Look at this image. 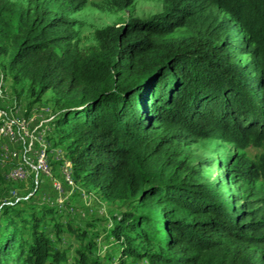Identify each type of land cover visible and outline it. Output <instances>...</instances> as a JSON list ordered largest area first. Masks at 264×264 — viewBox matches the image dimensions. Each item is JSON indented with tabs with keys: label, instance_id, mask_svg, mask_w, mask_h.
Wrapping results in <instances>:
<instances>
[{
	"label": "trees",
	"instance_id": "1",
	"mask_svg": "<svg viewBox=\"0 0 264 264\" xmlns=\"http://www.w3.org/2000/svg\"><path fill=\"white\" fill-rule=\"evenodd\" d=\"M109 1L120 10L134 0ZM75 23L38 0H0L6 72L26 82L30 104L53 93L48 138L63 145L70 180L126 206L105 234L118 251L93 255L90 236L73 263L264 264V209L235 204L184 155L215 136L264 147V0H164L161 12L96 29L84 49ZM0 211V264L66 260L51 237L70 227L57 206Z\"/></svg>",
	"mask_w": 264,
	"mask_h": 264
},
{
	"label": "rangeland",
	"instance_id": "2",
	"mask_svg": "<svg viewBox=\"0 0 264 264\" xmlns=\"http://www.w3.org/2000/svg\"><path fill=\"white\" fill-rule=\"evenodd\" d=\"M26 4L28 0H13ZM57 12L63 11L75 20L79 48L95 44L94 32L105 25L119 23L126 17L145 18L161 12L164 0H134L126 9H117L109 0H38ZM79 1L82 7L76 9ZM221 15H225L221 13ZM239 35L246 48H253L251 37L240 27ZM187 28H180L176 35H185ZM248 50V49H247ZM242 63L250 60V53L237 54ZM7 56L0 55V127L5 122L12 123L14 138L0 134V210L4 204L18 203L28 205L50 204L60 211L59 221L69 224L60 237L57 246L66 251V260L58 264H74L78 256L77 249L93 236L95 246L92 254L103 258L104 254L116 253L118 246L111 244L105 237L111 225L112 215L125 210L119 201L99 198L94 190L76 181L66 179L67 166L64 164L63 145H53L48 138L50 123L57 112L54 96L46 92L38 102L29 103L32 97L25 81L12 84L5 63ZM31 139V140H30ZM24 141V143H23ZM32 141L26 156L34 166L22 159L23 144ZM15 152V153H14ZM41 155L44 164L38 163ZM190 164L212 181L216 188L235 204H245L253 208L264 209V147L250 143L240 145L232 139L222 136L198 138L184 146ZM41 164V165H39ZM22 165L26 171L23 179L12 176L14 167ZM37 171V175H36ZM30 203V204H29ZM1 212V211H0ZM3 217L0 213V232ZM85 231V237L79 239V232ZM103 262H105L103 260ZM128 264H148L145 259L133 260Z\"/></svg>",
	"mask_w": 264,
	"mask_h": 264
},
{
	"label": "built area",
	"instance_id": "3",
	"mask_svg": "<svg viewBox=\"0 0 264 264\" xmlns=\"http://www.w3.org/2000/svg\"><path fill=\"white\" fill-rule=\"evenodd\" d=\"M0 92H1V88H0ZM1 133L7 135L9 137V139L12 140L14 138V133L12 130V123L11 122L3 123L2 126L0 127V134ZM23 143H24V141H23ZM31 144H32V141H29L28 144L22 145L23 146L22 159L26 164H28L32 168H34V166L31 165L29 162V157L26 156L27 155L26 152L28 149H30ZM37 161H38V163L44 164V160H42L41 155L38 157ZM41 164H39V165H41ZM25 173H26V171L22 165L14 167L11 171L12 176L18 177L19 179H23L26 175ZM36 175H37V171H36Z\"/></svg>",
	"mask_w": 264,
	"mask_h": 264
},
{
	"label": "bare ground",
	"instance_id": "4",
	"mask_svg": "<svg viewBox=\"0 0 264 264\" xmlns=\"http://www.w3.org/2000/svg\"><path fill=\"white\" fill-rule=\"evenodd\" d=\"M66 179L69 183H72V181L70 180V173L69 171H67V174H66Z\"/></svg>",
	"mask_w": 264,
	"mask_h": 264
}]
</instances>
